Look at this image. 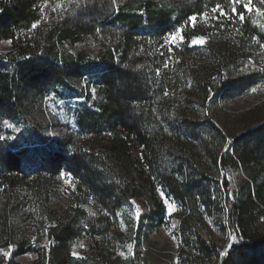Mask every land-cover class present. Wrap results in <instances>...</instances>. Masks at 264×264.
<instances>
[{
    "label": "trees",
    "instance_id": "1",
    "mask_svg": "<svg viewBox=\"0 0 264 264\" xmlns=\"http://www.w3.org/2000/svg\"><path fill=\"white\" fill-rule=\"evenodd\" d=\"M216 4L230 11L226 0H0V48L12 46L0 53V124L8 130L0 131V242L24 253L14 216L28 196L47 217L50 241L33 264L75 261L64 251L80 231L94 254L78 264H140L116 248L134 231L127 215L135 199L154 203L153 213L138 220L139 240L143 218L165 219L163 192L179 208L181 264H264V120L236 128L211 117L205 104L218 97L211 96V70L228 84L220 95L244 93L247 82L230 77L241 56L230 42L210 52L190 47L207 33L188 17ZM239 12L243 32L264 44V15ZM180 29L184 39L168 48L163 39ZM204 57L213 64L200 69ZM45 93L81 100L77 136L50 140L30 118L32 99ZM12 122L23 129L8 138ZM63 170L76 200L68 218L49 206ZM231 170L246 175L237 190ZM106 238L115 250L99 248Z\"/></svg>",
    "mask_w": 264,
    "mask_h": 264
},
{
    "label": "rangeland",
    "instance_id": "2",
    "mask_svg": "<svg viewBox=\"0 0 264 264\" xmlns=\"http://www.w3.org/2000/svg\"><path fill=\"white\" fill-rule=\"evenodd\" d=\"M226 2L230 9L232 0H226ZM239 10L246 9L237 5V11L239 12ZM207 13V17L203 15L197 17L195 22V24L202 27L200 30H204L207 33L195 38L203 37L205 38V43L200 45L191 42L190 47L206 48L210 52V48H219L222 44L230 42L231 46L234 47L232 50L238 52L241 56L240 59H237V66L232 68L230 77L237 81L242 80V83L247 82L241 91L244 93L230 92L227 95H220V88L228 84H224L226 83L224 81L220 82L218 78L220 73L217 70H211V96H215L216 92H218V97H214L212 101L205 104L207 113L218 121L234 124L236 128H244L247 125L264 120V44L256 36L251 35L250 29L243 32L245 28L241 26L245 22L240 21L238 16L231 14L230 11L232 19L224 17L219 11L213 13L209 10ZM214 23L215 25L212 26ZM189 24L193 27L191 22ZM169 36L163 39L164 44H167L168 48L174 49V46H178L182 40L179 38L175 42L170 39L166 40ZM11 47L9 41L3 42L0 53H7L11 50ZM197 63L200 69L210 68L209 66L213 64L208 57H204ZM253 88L257 90L253 92ZM80 101L78 98H56L51 93H45L40 97L34 96L30 118L33 121L37 119L36 122L43 124L44 133L50 140L71 135L77 136L78 128L75 122V108ZM8 126L7 128L10 130V137L8 138H13L23 129L18 122H12ZM0 131L3 136L8 132L4 124H0ZM229 178L232 188L237 190L246 180V175L240 171L231 170ZM73 190V179L65 170L61 171L49 198L50 210L55 209L61 217L68 218L72 208L76 206ZM21 195L23 197L25 194L22 193ZM160 198L166 208L165 219L152 223L149 221L151 219L143 218L146 220L144 225L146 229L140 240L139 237L134 235V231H137L138 220L141 216H148L153 213L154 203L149 196L133 201V206H131L127 218L134 219V222L133 220L131 221L134 231L129 234L125 224L126 221H120L121 228L127 232L128 236L126 244L118 246L116 250L122 252L124 256L131 255L138 258L140 264H145V262L148 264H181L177 236V213L179 208L174 203H171L164 193L163 195L160 193ZM32 201L28 196L19 200L16 204L18 209H16L14 216L19 232L17 244H19L20 250L24 253H17L19 250L17 245L9 246L4 244V242H0V264H33L37 260L38 254L49 247L50 241L44 231L47 217L43 213H37L32 209ZM20 205H22L21 208L18 207ZM85 209L94 213V210L89 207H85ZM137 209L140 211L139 217L136 216ZM77 222L81 224L82 218L78 219ZM199 228L203 231V227ZM211 235L214 238H222L217 230L212 227ZM227 243L228 241L225 242V246ZM129 245H131V249H129ZM99 248L101 250H115V242L111 238H106L99 245ZM64 252L65 255L69 254L75 260L65 264H78L76 261H79V259L87 260L89 258L88 254H94V249L88 235L84 231H80L76 240Z\"/></svg>",
    "mask_w": 264,
    "mask_h": 264
},
{
    "label": "snow or ice",
    "instance_id": "3",
    "mask_svg": "<svg viewBox=\"0 0 264 264\" xmlns=\"http://www.w3.org/2000/svg\"><path fill=\"white\" fill-rule=\"evenodd\" d=\"M261 5H264V0H260ZM237 5H240L241 7H243L244 9H246L248 11V13H258L260 15H264V8L261 7H253V3L252 0H232L231 5H230V12L231 14H235L236 16H238V19L240 21H244L245 20V15L242 12H238L237 11ZM211 11L213 13H216L217 11H219L224 17H227L228 19H232V15L224 10V8L220 5V4H216L215 7H213L211 9ZM204 17L208 16L207 12L203 13ZM197 20V16L196 15H192L188 17V21L187 22H191L193 26H195V22ZM33 27H36V25H33ZM262 28H264V25L261 26ZM182 31V29L174 31L170 34L169 37L166 38L172 40L173 42H175L177 40V38H179L180 40H183L184 37L182 35H180V32ZM193 44H200L203 45L205 43V38L200 37V38H193L191 41ZM257 89L253 88L252 91L255 92ZM229 143H231V141H229ZM161 195H163V192H161ZM171 207V206H170ZM95 214V213H93ZM140 215V211L139 209H137L136 211V216L139 217ZM230 239L235 240L236 237L233 236L231 233L229 234ZM232 245L229 244L228 247H231ZM129 249H131V245H129ZM75 255V253H73ZM225 255H227V252L224 253ZM121 255H123V253H121Z\"/></svg>",
    "mask_w": 264,
    "mask_h": 264
}]
</instances>
